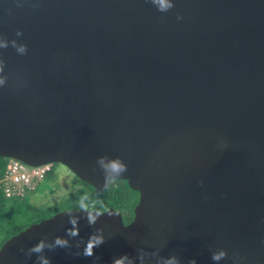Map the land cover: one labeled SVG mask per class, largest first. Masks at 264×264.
I'll use <instances>...</instances> for the list:
<instances>
[{"label": "water", "instance_id": "95a60500", "mask_svg": "<svg viewBox=\"0 0 264 264\" xmlns=\"http://www.w3.org/2000/svg\"><path fill=\"white\" fill-rule=\"evenodd\" d=\"M172 3L0 0V156L138 193L128 223L62 210L8 238L0 264H264V0Z\"/></svg>", "mask_w": 264, "mask_h": 264}, {"label": "trees", "instance_id": "16d2710c", "mask_svg": "<svg viewBox=\"0 0 264 264\" xmlns=\"http://www.w3.org/2000/svg\"><path fill=\"white\" fill-rule=\"evenodd\" d=\"M9 158L0 156V247L11 236L25 229L29 225L48 218L53 214L72 208L83 209L81 203L88 205L87 209L103 212L102 205L107 210L112 207L120 212L133 216V208L138 200V193L128 187L126 181L112 180L104 190L98 191L86 182L78 179L74 174L71 177V189L57 202L50 203L47 194L53 193L59 188L58 178L53 170L54 164L50 165L43 178L36 182L33 190L26 191L23 195L7 197L4 194L3 178ZM49 180L45 184L44 181ZM45 184V186H42ZM44 193L43 200L38 208L30 209V203L34 194L41 188ZM81 197H84L81 200ZM38 204V203H37ZM95 205V207H93Z\"/></svg>", "mask_w": 264, "mask_h": 264}, {"label": "clouds", "instance_id": "9594fccd", "mask_svg": "<svg viewBox=\"0 0 264 264\" xmlns=\"http://www.w3.org/2000/svg\"><path fill=\"white\" fill-rule=\"evenodd\" d=\"M150 2L157 7V10L159 12H168L170 9L174 7V4L172 3V0H150ZM163 17H161V20L163 21ZM183 17L180 14H177V20H181ZM21 33L18 31L17 35H20ZM0 47H7V44L3 41H0ZM17 51L19 53H24L25 48L24 46H20L17 48ZM3 71V65L0 63V72ZM4 79L0 78V85L4 83ZM97 163L101 166V168L105 171L106 176L109 174L112 175V178L115 179L119 177L122 173L127 171L126 165L119 159H112L108 160L107 157H100L97 161ZM84 197H81V200H83ZM80 207L83 209H87L88 205L81 203ZM95 207V205H93ZM102 210L107 211V208L102 205ZM111 214V213H109ZM99 213L97 215H92L89 213L88 215V222L89 224H94ZM73 224H75V221H72ZM78 233L73 230L69 233V235L75 236ZM104 243L103 236H92L89 238L82 255L85 257H91L94 255V248L99 247L101 244ZM44 242L40 241L36 245H34L30 252L40 253L44 249ZM55 246L58 247H66L67 241L57 238L55 241ZM52 246H50L51 248ZM155 255V254H154ZM227 256V253L224 250H221L219 252H215L212 254L211 259L213 261H220L221 259L225 258ZM141 264H143L144 255L143 253L140 255ZM41 264H49V260L46 258H42ZM112 264H132L131 259L125 254L120 257H117L113 260ZM157 264H179V261L176 257H168V258H160L157 260ZM190 264H196L195 260H192Z\"/></svg>", "mask_w": 264, "mask_h": 264}, {"label": "built area", "instance_id": "2783aa9c", "mask_svg": "<svg viewBox=\"0 0 264 264\" xmlns=\"http://www.w3.org/2000/svg\"><path fill=\"white\" fill-rule=\"evenodd\" d=\"M50 165L28 166L21 161L9 159L3 178L5 196L23 195L26 191L33 190Z\"/></svg>", "mask_w": 264, "mask_h": 264}, {"label": "rangeland", "instance_id": "374dc122", "mask_svg": "<svg viewBox=\"0 0 264 264\" xmlns=\"http://www.w3.org/2000/svg\"><path fill=\"white\" fill-rule=\"evenodd\" d=\"M54 164V170L53 173L56 178H58L59 188H57L53 193L47 194V199L50 203L57 202L60 198H62L66 193L70 190H72L70 187L71 185V177H73V173L64 165L60 163H53ZM44 183L48 184L49 180H45ZM43 184L42 186H45ZM42 187L38 189V191L34 194L30 205V209H34L35 207L38 208L40 204V201L43 200V191H41ZM42 199V200H41ZM38 203V204H37ZM38 207H37V206Z\"/></svg>", "mask_w": 264, "mask_h": 264}, {"label": "flooded vegetation", "instance_id": "af4514ba", "mask_svg": "<svg viewBox=\"0 0 264 264\" xmlns=\"http://www.w3.org/2000/svg\"><path fill=\"white\" fill-rule=\"evenodd\" d=\"M122 219L124 223H128L132 218H130V215L125 214V212H121Z\"/></svg>", "mask_w": 264, "mask_h": 264}]
</instances>
